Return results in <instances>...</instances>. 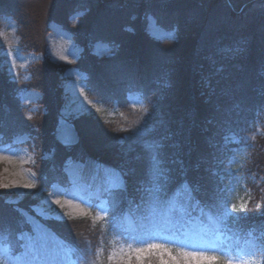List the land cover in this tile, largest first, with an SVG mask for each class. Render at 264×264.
<instances>
[{
	"label": "trees",
	"instance_id": "16d2710c",
	"mask_svg": "<svg viewBox=\"0 0 264 264\" xmlns=\"http://www.w3.org/2000/svg\"><path fill=\"white\" fill-rule=\"evenodd\" d=\"M109 1L60 0L56 6L65 12L84 7V16L93 17L88 29L92 31L79 39L85 48L95 40L113 46L131 43L132 33L127 27L136 29L133 14L140 11L151 14L163 28L175 31L172 41L148 38L140 42L132 64L121 73L98 70L87 50L75 63L87 75L88 96L107 108L116 106L121 117L105 123L98 115H88L83 119L90 133L80 130L79 141L60 147L51 132L57 95L44 94L45 99L49 97L47 105L52 106L47 118L40 119L37 113L29 116L14 93L23 83L13 82L0 71V143L30 132L31 140L39 150H55L58 157L86 161L85 167H91L94 161L103 174L102 168H117L123 160L119 143L121 135L128 131L122 126L133 129L137 124L140 129L145 126L151 129L139 141V153L129 163L130 173L125 176L123 185L110 194L102 190L109 207L115 215L117 213L116 217L107 226L93 225L90 219L82 217L58 225L55 231L72 248L75 259L80 264H88L95 257L98 242L110 233L119 235L118 229L125 227L123 224L130 227L132 221L136 227L129 232L140 235L173 219L177 213L175 204L172 205L173 198L185 189L194 192V196L199 190H209L202 214L212 217L214 232H240V235L249 228L263 230L264 136L255 135V141L240 165L243 181L237 184V190L240 191L243 185L250 191L244 211L225 213L231 193L227 187L229 176L221 171L227 155L224 137L229 133L240 137L251 135L257 119L264 115V14L241 10L240 7L250 4L251 0H230L229 3H225L226 0H171L169 9L159 8L154 0H119L114 4ZM8 2L0 0V12L5 11L16 18L28 30L20 29L21 36L29 39L28 44L32 47H39L40 30H43L40 22L49 9H44L43 16L40 13L32 15L29 7L17 8ZM230 3L234 8L229 6ZM122 13L126 17L121 18ZM97 17L100 22L93 28ZM62 20L61 24L66 26ZM247 23L258 26L240 43V50L231 57L221 52L217 40L230 37V33L247 27ZM211 68L213 72L220 70L210 95L206 93L207 89L203 90L201 82ZM161 81H166L167 87L159 85ZM132 91L141 94L147 111L131 108L127 94ZM169 135L175 138L177 146L169 141ZM57 146L64 153L57 151ZM221 160L220 165L215 166ZM57 162L60 165V161ZM43 175L45 186L56 181L63 185L68 183L65 173L56 164L47 167ZM252 175L257 180L252 181ZM82 176L84 182L95 189L97 184L91 174ZM182 202L183 199L176 200V204ZM2 209L0 230L8 228L10 235L15 237L22 230V218L16 209ZM129 214H132L130 218Z\"/></svg>",
	"mask_w": 264,
	"mask_h": 264
},
{
	"label": "rangeland",
	"instance_id": "374dc122",
	"mask_svg": "<svg viewBox=\"0 0 264 264\" xmlns=\"http://www.w3.org/2000/svg\"><path fill=\"white\" fill-rule=\"evenodd\" d=\"M9 1L17 8L29 7L32 15L40 13L43 16L44 9H49L48 15H44L40 22L43 30H40L42 36L39 47H32L28 44L29 39L21 36L20 29L23 32L28 30L16 18L5 14V11L0 12V71L13 82L23 83L14 93L29 116L37 113L40 119L46 117L52 106L47 105L49 97L45 99L44 94L49 95L51 92L50 95H57L53 105L55 123L51 132L60 147L79 141L80 130L85 129L90 133L83 119L88 115H98L105 123L121 117L116 106L107 108L88 96L87 75L75 65L85 50L93 57L98 70L121 73L132 64L140 42L148 38L160 41L175 39L174 30L163 28L151 14L140 11L133 14L136 29L127 27L132 33L131 43L113 46L103 40H95L85 48L79 39L92 31L88 29L93 17L84 16V7L65 12L56 6L60 0L55 3L49 0ZM154 1L161 9L172 7L171 0ZM109 2L114 4L119 0ZM4 3L7 4L6 1ZM249 3L241 6V10L250 9L264 14V0H251ZM229 6L234 8L232 3ZM120 15L121 18L125 16L123 13ZM62 19L66 26L61 24ZM95 21L93 28L100 22L98 17ZM246 25L230 33V37L217 40L221 52L231 57L240 50V43L258 26L257 23ZM219 70L213 72L211 68L202 78L201 86L210 95L216 87L218 80L214 78ZM262 75L264 77V70ZM159 85L167 87L166 81H161ZM127 99L133 110L147 111V105L139 92H129ZM139 123L142 124V120ZM135 126L133 129L122 126L129 133L122 134L119 143L123 160L117 168L106 169L103 165V174H100L98 164L94 161L91 167H85L86 161L58 157L54 154L55 150H39L32 142L30 132L0 143V216L3 215L2 208L6 207L16 209L22 218V230L15 237L10 235L8 228L0 230V264H80L72 255V248L55 229L66 221L82 217L90 219L93 225L102 223L105 226L116 217L117 213L115 215L109 207L108 198L103 197L102 190L110 194L123 185L125 176L130 173L129 163L134 161L141 147L138 143L144 139L146 131L151 130L147 126L141 129L137 124ZM254 127L255 131L251 135L240 137L229 133L224 137L227 155L221 172L229 176L227 187L231 193L225 209L227 215L244 211L249 200L248 188L242 185L241 190H237V184L243 181L240 165L246 158L248 148L254 143L255 135L264 136V115L257 119ZM168 139L173 141V145L177 144L173 136L169 135ZM60 147H56L59 152L63 151ZM57 161H60V165ZM221 162H216L215 166L218 167ZM53 164L65 173L67 185L56 181L45 186L43 174ZM84 174H91L97 184L95 189L84 182ZM253 180L257 179L252 175ZM180 192L173 198L172 205L175 204L174 209L177 211L173 219L140 235L129 232L136 227H133L132 221L130 227L122 223L125 227L118 229L119 235L110 233L98 242L95 257L88 264H264V229L256 231L249 228L240 235V232H214V220L202 214L209 190H199L197 196L187 189ZM180 199L183 202L176 204V200ZM131 215L127 216L130 218Z\"/></svg>",
	"mask_w": 264,
	"mask_h": 264
},
{
	"label": "snow or ice",
	"instance_id": "6c2138e0",
	"mask_svg": "<svg viewBox=\"0 0 264 264\" xmlns=\"http://www.w3.org/2000/svg\"><path fill=\"white\" fill-rule=\"evenodd\" d=\"M28 187H31V186L29 185ZM56 203L58 204V203H59V201H56Z\"/></svg>",
	"mask_w": 264,
	"mask_h": 264
}]
</instances>
